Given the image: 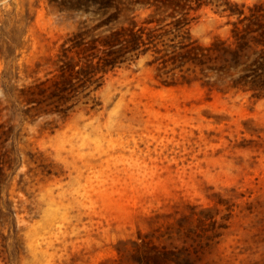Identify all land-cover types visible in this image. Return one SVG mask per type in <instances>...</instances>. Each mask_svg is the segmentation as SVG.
I'll return each instance as SVG.
<instances>
[{
  "label": "rangeland",
  "instance_id": "374dc122",
  "mask_svg": "<svg viewBox=\"0 0 264 264\" xmlns=\"http://www.w3.org/2000/svg\"><path fill=\"white\" fill-rule=\"evenodd\" d=\"M75 19L47 0H0V123L14 113L17 133L0 180L12 211L0 217V264H136L133 242L168 245L186 206L220 220L224 199L227 228L197 264H264V99L159 86L143 59L64 119L32 117L5 94L4 75L11 89L44 77ZM233 19L206 7L191 33L226 37Z\"/></svg>",
  "mask_w": 264,
  "mask_h": 264
},
{
  "label": "trees",
  "instance_id": "16d2710c",
  "mask_svg": "<svg viewBox=\"0 0 264 264\" xmlns=\"http://www.w3.org/2000/svg\"><path fill=\"white\" fill-rule=\"evenodd\" d=\"M59 12L77 16L75 27L47 58L49 69L18 89L4 92L34 109L32 117L57 114L66 118L78 103H87L107 76L139 59L153 70L159 86L199 84L206 91L249 94L264 99V4L245 5L231 0H47ZM228 17L229 33L202 42L191 33L192 24L206 7ZM39 65V64H38ZM37 65V66H38ZM10 104L8 110L13 112ZM14 113L0 123V180L10 155ZM12 145V144H11ZM1 184V181H0ZM1 193V191H0ZM222 198V197H221ZM224 199L227 213L215 215L197 205L179 212L169 244L133 242L128 256L136 264H197L215 238L227 228L233 204ZM12 211L8 208L0 217ZM174 215L178 212H174ZM168 216V215H167ZM4 246V245H3Z\"/></svg>",
  "mask_w": 264,
  "mask_h": 264
}]
</instances>
